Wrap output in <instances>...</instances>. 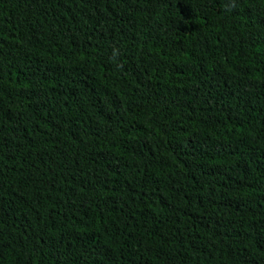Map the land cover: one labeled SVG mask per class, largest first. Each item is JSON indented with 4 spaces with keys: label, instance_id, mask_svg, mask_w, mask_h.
Masks as SVG:
<instances>
[{
    "label": "trees",
    "instance_id": "trees-1",
    "mask_svg": "<svg viewBox=\"0 0 264 264\" xmlns=\"http://www.w3.org/2000/svg\"><path fill=\"white\" fill-rule=\"evenodd\" d=\"M0 264H264V0H0Z\"/></svg>",
    "mask_w": 264,
    "mask_h": 264
}]
</instances>
